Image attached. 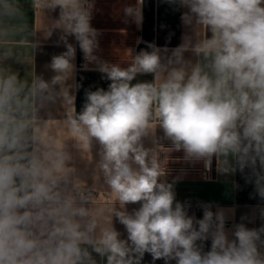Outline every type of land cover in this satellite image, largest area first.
Returning a JSON list of instances; mask_svg holds the SVG:
<instances>
[{
	"label": "clouds",
	"instance_id": "clouds-1",
	"mask_svg": "<svg viewBox=\"0 0 264 264\" xmlns=\"http://www.w3.org/2000/svg\"><path fill=\"white\" fill-rule=\"evenodd\" d=\"M163 2L185 9L182 22L200 25L201 38L185 35L171 50L150 43L126 68L101 63L107 90H86L82 109L71 107L64 121L78 142L101 146L99 168L119 205L108 213L126 238L111 223L100 225L89 197L70 186L68 154L33 130L25 85L15 74L0 75V264H97L93 253L106 264H142L145 254L153 264H264V224L241 222L229 230L223 210L207 204L202 218L190 215V205L177 201L173 183L164 179L159 157L142 143L159 127L170 150L182 151L187 161L215 159L225 171L247 169L246 182L264 200V0ZM142 5L137 0L125 15L140 23ZM93 6L91 0H47L59 10L66 50L51 58L56 74L33 90L64 85L75 69L76 45L85 67L97 61ZM146 74L153 80L133 83ZM64 99L74 104L67 91ZM130 204L139 207L129 211Z\"/></svg>",
	"mask_w": 264,
	"mask_h": 264
},
{
	"label": "crops",
	"instance_id": "crops-1",
	"mask_svg": "<svg viewBox=\"0 0 264 264\" xmlns=\"http://www.w3.org/2000/svg\"><path fill=\"white\" fill-rule=\"evenodd\" d=\"M92 26L98 31V48L94 55L97 61L85 67L83 54L76 45L75 69L63 86L57 85L48 93H38L33 85L39 79L50 81L56 74L50 67L51 58L65 51L59 42L62 29L57 26L59 10L47 7V0H0V75L15 74L25 85L23 95L28 101L27 111L31 114L33 130L58 144L70 157V166L74 169L71 187L82 186L99 191H111L105 183L99 168L101 146L95 140L83 145L74 139L64 123L68 110L74 106L79 113L85 102V91L103 88L107 90L110 81L102 78L99 71L101 63L128 67L132 57L141 50H148V44H155L169 50L179 46L187 35L193 42L203 35L200 25L186 26L181 15L185 9L178 8L163 0H143L142 21L136 23L125 15L124 9L136 6L137 0H91ZM210 36L211 34L208 33ZM69 43L76 44L73 37ZM186 59L196 61L191 53H185ZM151 74L138 75L133 83L152 81ZM67 91L74 97L69 105L64 99ZM145 148L154 151L162 166L167 169L165 180L173 183L176 200L190 205L189 214L203 217L202 205H210L216 212L223 210L226 228L231 230L241 222L247 227H259L264 224V200L256 192L254 183H248L244 173L225 171L214 159L208 177L202 174L200 162L184 159L182 151H172L170 142L163 139L162 129L156 127L142 138ZM109 202H92L87 206L98 213L101 226L111 223L126 238L123 226L111 217L109 208H118V202L111 195ZM139 204L127 206L131 211ZM246 217L247 219H243ZM210 241L206 248H210ZM97 264H106V259L93 253ZM142 264H153L152 257L145 254ZM155 264H165L156 260ZM171 264H175L172 261Z\"/></svg>",
	"mask_w": 264,
	"mask_h": 264
},
{
	"label": "built area",
	"instance_id": "built-area-1",
	"mask_svg": "<svg viewBox=\"0 0 264 264\" xmlns=\"http://www.w3.org/2000/svg\"><path fill=\"white\" fill-rule=\"evenodd\" d=\"M211 164H212V162H211ZM211 164L210 165H204V164L202 165V174H203L204 177H208L210 175ZM166 172H167V169H166ZM164 179H165V177H164ZM74 188L78 189L85 196L89 197V202L88 203L112 201L111 200V195L108 192L99 191V190H96V189L86 188V187H82V186H77V187H74Z\"/></svg>",
	"mask_w": 264,
	"mask_h": 264
}]
</instances>
